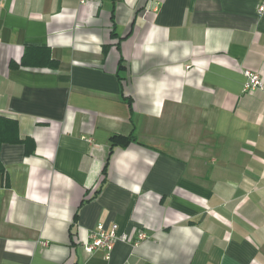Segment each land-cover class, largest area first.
I'll list each match as a JSON object with an SVG mask.
<instances>
[{"label": "crops", "instance_id": "1", "mask_svg": "<svg viewBox=\"0 0 264 264\" xmlns=\"http://www.w3.org/2000/svg\"><path fill=\"white\" fill-rule=\"evenodd\" d=\"M262 3L1 0L0 264H264Z\"/></svg>", "mask_w": 264, "mask_h": 264}, {"label": "built area", "instance_id": "2", "mask_svg": "<svg viewBox=\"0 0 264 264\" xmlns=\"http://www.w3.org/2000/svg\"><path fill=\"white\" fill-rule=\"evenodd\" d=\"M258 13L260 16L264 15V3L260 5ZM244 76L246 81L243 91L245 93L264 90V82L258 73L247 69L244 71ZM118 228L117 225L112 226L111 229H107L103 224L99 225L98 229L91 234L90 241L85 244V249L90 253L103 251L106 254V258L109 259L116 242L128 240L127 236L120 237L118 235ZM147 239V234L145 232H140L136 245ZM43 245L47 246V243Z\"/></svg>", "mask_w": 264, "mask_h": 264}, {"label": "trees", "instance_id": "3", "mask_svg": "<svg viewBox=\"0 0 264 264\" xmlns=\"http://www.w3.org/2000/svg\"><path fill=\"white\" fill-rule=\"evenodd\" d=\"M41 52V53H40ZM42 55V56H41ZM21 65L23 66H33V67H53L58 66L57 63L51 61L49 51H39L35 48H26L25 54L23 56ZM12 66L17 67L16 64ZM113 145L114 146H127L132 142H138L137 138L134 136L124 137V136H113ZM18 139V123L11 120L0 119V145L4 143H19ZM33 148L29 150L27 154L33 153L34 145L31 144ZM106 173V172H105Z\"/></svg>", "mask_w": 264, "mask_h": 264}]
</instances>
